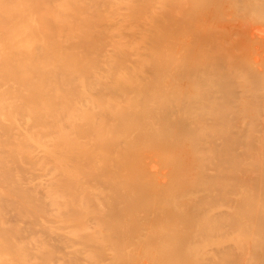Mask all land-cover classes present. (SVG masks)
<instances>
[{
  "label": "bare ground",
  "instance_id": "1",
  "mask_svg": "<svg viewBox=\"0 0 264 264\" xmlns=\"http://www.w3.org/2000/svg\"><path fill=\"white\" fill-rule=\"evenodd\" d=\"M263 149L264 0H0V264H264Z\"/></svg>",
  "mask_w": 264,
  "mask_h": 264
},
{
  "label": "rangeland",
  "instance_id": "2",
  "mask_svg": "<svg viewBox=\"0 0 264 264\" xmlns=\"http://www.w3.org/2000/svg\"><path fill=\"white\" fill-rule=\"evenodd\" d=\"M166 3H167V1H166ZM166 6H167L166 8H168L169 3H167ZM165 10H168V11H169V8H168V9H165ZM168 11H167V12H168ZM168 20H169V24H167V23H166V24L169 25V26H170V24H171V25H172L171 27H173V21H172V19L170 18V19H168ZM168 20H167V21H168ZM216 22H218V21H216ZM190 25H191V24H189V27H190ZM214 25H218V23H214ZM169 26H167V27H169ZM174 26L177 27V24H174ZM193 26L195 27V25L192 24V25H191V28H192ZM196 26H197V24H196ZM167 27H165V28L167 29V30L165 29V33H166V35H168L167 33L171 34V33L174 32V31H171L172 29L169 30L170 27H169V28H167ZM175 27H174L173 30H176V29H177V28L175 29ZM187 27H188V26H187ZM189 27H188V28H189ZM194 27H193V28H194ZM195 28H196V27H195ZM195 28H194V29H190V30L193 31V32H196V29H195ZM178 29L180 30V27H179ZM181 29H182V28H181ZM197 30H200V28H199L198 26H197ZM176 32H178V31L176 30ZM176 32L173 33L174 36H176V35H175ZM179 32H180V31H179ZM179 32H178V33H179ZM176 34H177V33H176ZM171 36H172V34H171ZM169 37H170V35H169ZM170 38H172V37H170ZM254 140H255V139H254ZM254 140L250 141L251 143H254L253 146L255 145V146H254V149H251V150L254 151V152H257V151H259L258 149H256V148H258V147H256V143H255V142H257V140H256V141H254ZM255 147H256V148H255ZM251 150H250V151H251ZM255 150H256V151H255ZM263 150H264V149H263ZM146 151L148 152L149 150H146ZM250 151H249V152H250ZM252 151H251L250 154H254V153H252ZM143 152H145V150H144ZM143 152H142V153H143ZM154 152H155V151H154ZM154 152H152V153L149 152V153L153 156L154 159H156V157H155L156 155H155ZM234 152L237 153L238 151H235V150H234ZM239 152H240V151H239ZM142 153H141V151H140V153L138 154V155H140V158L143 156ZM149 153H146V156H147V155L149 156ZM237 154H240V153H237ZM144 155H145V154H144ZM247 156H248V154L245 155V156H243V157L246 159V162H249V160H248L249 157L247 158ZM144 157H145V156H144ZM249 166H250V165H249ZM240 169H241V168H240ZM243 169H244V167L242 168V171H241V172H239L240 170H239V171L237 170L240 174H239L238 172H236V171H235V173L232 172L231 175H233V176H234L235 174H238V175H237V179H236V177H235L236 175L234 176L235 178H234L233 176L230 175L231 177L234 178V179L232 178L233 180L230 179V181H231V180H232V181H235L236 188L238 187V185L240 186L241 184H242L243 186L241 185L240 187H243V189H244V188H249V187H251V189L253 190V193H254V191H255L254 194H256V192H258L257 190H258L259 188H258V186H255V185H257L256 182H258V178H257V177H258L259 175H258L257 173H258V171H259L260 169H259V168H258V169L256 168L258 171H257V173H256V172L254 173V172H253L254 170H252L250 167H248V170H247V168L245 167V169H246L248 172H250V171L252 170V172H253L252 175H251V173L248 174V172H247L246 170L244 171ZM254 169H255V168H254ZM256 169H255V171H256ZM245 172H246V173H245ZM259 172H260V171H259ZM244 174H245L246 180H247L248 175H249L248 178H250V177L253 176V175H255V176L251 177L250 180L248 179L247 182H246V180H245V178H244ZM226 175H227L226 177H228L229 174H226ZM240 175H241V177H240ZM242 176H243V177H242ZM224 177H225V176H224ZM226 177H225V178H226ZM241 178H244V179H241ZM252 178H254L255 180H252ZM239 179H241V180H239ZM256 179H257V180H256ZM237 180H238V181H237ZM240 181H242L241 184H240ZM243 181H245V182H243ZM251 181H254L253 184H251V183H252ZM255 181H256V182H255ZM225 182H228V180L225 179ZM254 183H256V184H254ZM235 184H233V186H234ZM237 184H238V185H237ZM250 184H251V185H250ZM252 185H254L253 187H255L256 190L252 187ZM246 186H248V187H246ZM249 189H250V188H249ZM229 194H230V191H229ZM231 195H233V193H231ZM252 195H253V194H252ZM253 197H255V195H253ZM255 199H256V198H255ZM255 199L253 200V202L255 201ZM256 200H258V199H256ZM260 200H261V199H260ZM258 201H259V200H258ZM258 201H256V203H257ZM256 203H255V205H256ZM259 211H260V210H259ZM258 215H259V214H258ZM258 215L254 218V220H252L253 218L251 219L252 222H254V223L257 222V223H258L257 220H260V216H261V214L259 215V217H258ZM263 216H264V215H263ZM257 217H258V218H257ZM256 219H257V220H256ZM249 220H250V219H249ZM255 220H256V222H255ZM254 227H255V224H254ZM254 227H253V229H254ZM254 231H255V229H254ZM230 235H231V234H230ZM230 235H229L228 238H230V237L233 236V235H231V236H230ZM225 237L227 238V236H225ZM233 239H234V238H233ZM229 242H230V241H229ZM231 248H232V247H231ZM232 250H233V249H232ZM144 254L146 255V252H145ZM147 254H148V253H147ZM199 254H202L201 256L203 257L205 253H204V251H203L202 253H201V251H200V253H198V256H199ZM142 255H143V254H142ZM145 255H143V257L148 256V255H146V256H145ZM197 258H198V257H197ZM200 258H201V257H200ZM200 258H199V259H200ZM199 259H197V261H200V260H201V259H200V260H199ZM237 259H238V257H235V258L233 259L235 262H234V261H231V263H234V264L236 263V264H237V261H238ZM231 263H229V264H231Z\"/></svg>",
  "mask_w": 264,
  "mask_h": 264
}]
</instances>
